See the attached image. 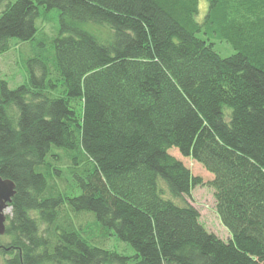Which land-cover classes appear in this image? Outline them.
<instances>
[{
  "label": "trees",
  "instance_id": "obj_1",
  "mask_svg": "<svg viewBox=\"0 0 264 264\" xmlns=\"http://www.w3.org/2000/svg\"><path fill=\"white\" fill-rule=\"evenodd\" d=\"M53 8L29 82L0 75V264H264V0H209L202 23L199 0H0V55ZM173 147L213 174L228 241L178 202L202 179Z\"/></svg>",
  "mask_w": 264,
  "mask_h": 264
},
{
  "label": "rangeland",
  "instance_id": "obj_2",
  "mask_svg": "<svg viewBox=\"0 0 264 264\" xmlns=\"http://www.w3.org/2000/svg\"><path fill=\"white\" fill-rule=\"evenodd\" d=\"M209 10V0H199V13L197 14V20L203 22L204 18ZM39 31L36 36V40L28 42H19L14 44L13 41L11 49L0 55V75L8 81L11 88H16L22 84H26L30 80V68L27 66L26 60L35 54V50L42 49V44L39 41H44L42 36V30L46 32V35L52 36L57 33L59 26V10L53 8L49 11L42 12V15L37 21ZM83 27L87 30H91L95 35L101 37L102 34H106V29L102 28V34L100 33V26L84 24ZM199 37L206 38L204 32L198 33ZM211 41L214 43V49L220 53L223 57H229L235 53L233 46L217 36H212ZM50 46V44H49ZM175 157L182 160L184 164L190 168L193 175L202 179V183L194 187L191 191V195H185L183 198H178L180 203H190L194 205L200 212V220L204 226L211 232L217 234L220 238L228 241L232 236L229 229L222 223L216 209L215 189L211 185V181L214 176L210 173L201 163L197 162L191 157H186L180 153L178 148L173 147L170 151ZM169 193H167L168 195ZM12 211V210H11ZM93 218L84 216L81 218V224L91 221ZM84 225V224H83ZM8 239L3 237V240ZM116 243V244H115ZM108 246H116L119 251L127 254H134V249L126 244L124 241H118L115 236H110L107 242Z\"/></svg>",
  "mask_w": 264,
  "mask_h": 264
},
{
  "label": "water",
  "instance_id": "obj_3",
  "mask_svg": "<svg viewBox=\"0 0 264 264\" xmlns=\"http://www.w3.org/2000/svg\"><path fill=\"white\" fill-rule=\"evenodd\" d=\"M16 193V185L12 180L0 177V234L5 233L6 216L4 209L12 202V198Z\"/></svg>",
  "mask_w": 264,
  "mask_h": 264
},
{
  "label": "flooded vegetation",
  "instance_id": "obj_4",
  "mask_svg": "<svg viewBox=\"0 0 264 264\" xmlns=\"http://www.w3.org/2000/svg\"><path fill=\"white\" fill-rule=\"evenodd\" d=\"M11 210H12V207H11V205L9 203L8 206L4 209V212H3L5 214V216H6L5 223L7 221L8 215H10V213H11Z\"/></svg>",
  "mask_w": 264,
  "mask_h": 264
}]
</instances>
